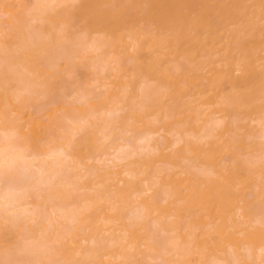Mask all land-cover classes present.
I'll return each mask as SVG.
<instances>
[{"label":"bare ground","instance_id":"obj_1","mask_svg":"<svg viewBox=\"0 0 264 264\" xmlns=\"http://www.w3.org/2000/svg\"><path fill=\"white\" fill-rule=\"evenodd\" d=\"M0 264H264V0H0Z\"/></svg>","mask_w":264,"mask_h":264}]
</instances>
